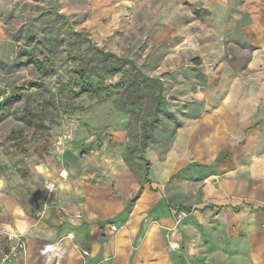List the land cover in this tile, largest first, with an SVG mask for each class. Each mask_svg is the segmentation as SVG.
Segmentation results:
<instances>
[{
    "label": "rangeland",
    "instance_id": "rangeland-1",
    "mask_svg": "<svg viewBox=\"0 0 264 264\" xmlns=\"http://www.w3.org/2000/svg\"><path fill=\"white\" fill-rule=\"evenodd\" d=\"M56 12L88 38L68 50ZM95 47L135 67L103 60ZM28 59L53 70L45 75ZM80 63L91 69L84 87ZM144 75L161 80L160 96ZM240 79L264 102V0H0V106L17 97L0 111V192L39 207L54 195L53 172L62 164L81 177L83 167L93 170L87 161L97 150L114 168L137 147L172 148L176 132L190 120L202 128ZM144 131L151 135L145 147ZM179 208L186 207L174 214ZM181 240L179 233L170 248Z\"/></svg>",
    "mask_w": 264,
    "mask_h": 264
},
{
    "label": "crops",
    "instance_id": "crops-1",
    "mask_svg": "<svg viewBox=\"0 0 264 264\" xmlns=\"http://www.w3.org/2000/svg\"><path fill=\"white\" fill-rule=\"evenodd\" d=\"M244 84L202 128L182 126L172 148H135L114 168L97 150L81 177L60 165L39 207L0 192V226L27 239L11 264H264V102ZM175 206L192 208L179 225ZM179 233L182 247L170 248Z\"/></svg>",
    "mask_w": 264,
    "mask_h": 264
},
{
    "label": "trees",
    "instance_id": "trees-1",
    "mask_svg": "<svg viewBox=\"0 0 264 264\" xmlns=\"http://www.w3.org/2000/svg\"><path fill=\"white\" fill-rule=\"evenodd\" d=\"M197 10L198 11L201 10L202 12L206 11V9H202L201 7L197 8ZM56 16H57L58 20L60 21V23L63 26L64 25L66 26L65 30H66V36L67 37L65 38V41L69 45L68 50L71 49V47L73 45H75L78 41L83 42L85 39L88 38V34L86 32L78 31V30H76L74 28V26L69 22L68 16L66 14L56 12ZM95 48H96V52L98 54H100V56L103 58V60L114 59L116 62H122V63L128 61V62H130L132 67H135L134 62L132 60H130V59H127V58H124V57H120L116 53H113V52H110V51H105V50H103V49H101L99 47H95ZM28 63L36 64L38 66L39 70L45 75L51 73L52 70H53V69H48L47 66L45 64H43V62L40 61V60L28 59ZM77 67H78V72H79L80 76L85 79L80 85L81 87H84L85 84H87V78L89 77V73H90L91 69H89L87 67V64H84V63L78 64ZM143 79H145L146 81H150L151 83L158 84L159 85V94L158 95L160 96L162 94L163 86H162L161 80H159L157 78H154V77L146 76V75L143 76ZM135 80H136V82H139L138 79H136V77H135ZM28 85L33 86V87H38V86L41 85V83L38 82V81H30V83ZM66 87H67V90H68L69 93L77 94V92L75 91V85H72L71 83H67ZM16 99H17V97L14 96V95H11V96H8L7 98H5L3 105L0 106V111L4 107L11 105L13 102L16 101ZM161 111H162L161 102H159L156 105V108H155V113H154L155 116L152 119L153 123L155 121H157ZM150 137H151V135L144 131V137H143V140H142V146L144 145V147H145L146 140L148 138H150Z\"/></svg>",
    "mask_w": 264,
    "mask_h": 264
},
{
    "label": "built area",
    "instance_id": "built-area-1",
    "mask_svg": "<svg viewBox=\"0 0 264 264\" xmlns=\"http://www.w3.org/2000/svg\"><path fill=\"white\" fill-rule=\"evenodd\" d=\"M48 187L49 189H53L55 185L54 183H50ZM189 214L190 211L187 208L176 209L175 215L177 224L181 223ZM82 216V214L77 215L79 219L82 218ZM112 227L116 229V226L113 225ZM69 235L72 236V233ZM3 241L8 242L9 249L2 250L0 253V264H11L20 252H26L27 250V239L22 233L0 226V246ZM172 248H181V244L175 241L172 243Z\"/></svg>",
    "mask_w": 264,
    "mask_h": 264
}]
</instances>
